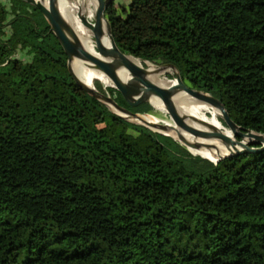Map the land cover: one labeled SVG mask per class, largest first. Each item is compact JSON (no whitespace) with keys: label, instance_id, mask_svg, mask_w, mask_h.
Instances as JSON below:
<instances>
[{"label":"trees","instance_id":"1","mask_svg":"<svg viewBox=\"0 0 264 264\" xmlns=\"http://www.w3.org/2000/svg\"><path fill=\"white\" fill-rule=\"evenodd\" d=\"M104 15L121 51L264 134V0H112ZM66 59L36 6L0 0V264H264V150L210 161L117 115Z\"/></svg>","mask_w":264,"mask_h":264},{"label":"water","instance_id":"2","mask_svg":"<svg viewBox=\"0 0 264 264\" xmlns=\"http://www.w3.org/2000/svg\"><path fill=\"white\" fill-rule=\"evenodd\" d=\"M26 1L36 6L48 22L50 29L57 37L64 53L66 54V63L68 69L76 83L83 90L97 97V99L102 101L108 107L112 106L115 110H112L110 107L109 108L117 115L129 120V116L138 117L142 114H146L132 111L130 108L138 107L143 103H149L154 106L151 98L156 97L163 103L175 127H178L179 129L188 133L189 135H192L193 137L218 138L227 147L230 148V151L227 154L220 155L216 160H211L210 158L205 157L210 161L217 162L222 158L234 154L243 152H258L264 150L263 133L251 129H244L236 124L231 119L229 112L220 99L206 91L194 89L187 86L182 81L179 72L173 65L169 63L159 64V66H167L175 69L176 83L163 86L156 84L148 79L145 66L141 67L128 60V56L132 55L126 54L118 48L111 34L109 21L104 15L107 4L112 0H94L95 11L93 21L88 20L84 14H80V20L82 21L83 25L90 29V31L92 32V37L95 42V48L98 53L97 55L88 51L81 44L74 28L70 24H68L66 20H64L59 12V0H47L46 3L42 2L41 0ZM104 25L109 36L110 46H106L101 40ZM74 56L80 58L85 63H88V65H90L92 68L106 74L112 81V84L109 85L121 94L127 106L118 104L111 96L100 92L95 87L88 86L84 81L78 78L70 68V62L72 60V57ZM143 61L150 62L146 60ZM120 67H123L130 72V78L128 80L124 81L118 77L116 71ZM179 91L184 92L189 98L193 100L206 103L209 106L215 108L218 111L219 116L225 122L226 126L232 130V137L220 130L199 128L193 123L208 127L210 125L208 123H205L204 121L196 120L191 115L180 114L176 109L173 101L174 95H176V93H178ZM145 126L153 131L172 136L173 138L184 144L191 151H193V148H197L195 144L184 138L181 139L179 137H175L171 134L165 133L163 131V129H165V124L161 122L153 124L156 129L147 125Z\"/></svg>","mask_w":264,"mask_h":264},{"label":"bare ground","instance_id":"3","mask_svg":"<svg viewBox=\"0 0 264 264\" xmlns=\"http://www.w3.org/2000/svg\"><path fill=\"white\" fill-rule=\"evenodd\" d=\"M42 2L46 3L47 0H41ZM95 3V2H94ZM58 8L59 12L66 20L68 24H70L74 30L76 31L78 38L81 42V44L90 52L94 54H98L97 50L95 48V42L93 37L90 35V32L86 26L83 25L82 21L80 20V14L82 13V8L80 9L72 7L67 0H59L58 2ZM78 10V11H77ZM86 13V12H85ZM89 13V12H88ZM93 15V13H89V16ZM87 18V17H86ZM88 19V18H87ZM89 20V19H88ZM102 42L106 46H110V40L108 33L106 31L105 25L103 27V33L101 36ZM128 60H130L132 63L139 65L141 67H144L143 61L139 58H135L133 56H128ZM146 70H147V77L151 81H153L156 84L167 86L170 84H175L176 80H168L165 78H161L159 75L161 74V70L157 67H155L150 62L146 63ZM161 67V66H160ZM70 68L74 72V74L80 78L82 81H84L88 86H92V81L94 78L101 79L102 75L104 78H107L111 80L106 74L102 73L99 70H96L92 68L88 63H85L80 58L74 56L72 57V60L70 62ZM118 77L124 81L128 80L130 78V72L120 67L116 71ZM152 103L154 104V107L158 110L162 109L164 110L165 107L163 103L156 97L151 98ZM174 104L176 106V109L178 112L182 115H191L196 120L204 121L205 123H208L210 126H202L196 123H193L199 128L203 129H216L220 130L227 135L232 137V130L228 128L227 126L223 125L222 121L218 118V111L209 106L206 103L193 100L189 98L184 92L179 91L174 95L173 97ZM136 120L141 121L147 126H150L154 129L156 127L153 126V124H157L159 122L165 124V129L163 131L167 134H171L175 137H179L181 139H186L193 144L196 145L197 148H193V153H199L204 157L210 158L211 160H216L220 155H225L230 151V148L227 147L220 139L214 138V137H192L188 133L182 131L178 127H175L173 123L170 121H165L157 118L156 116L152 114H142L138 117H135ZM180 142V141H179Z\"/></svg>","mask_w":264,"mask_h":264},{"label":"rangeland","instance_id":"4","mask_svg":"<svg viewBox=\"0 0 264 264\" xmlns=\"http://www.w3.org/2000/svg\"><path fill=\"white\" fill-rule=\"evenodd\" d=\"M67 2L72 6V7H75V8H79L80 9V7L82 8V13L90 20V21H93V18H94V11H95V1L94 0H67ZM115 3H117V0H115ZM78 11V10H77ZM86 12V13H85ZM91 12V13H93V15H91V16H89V13ZM89 32H90V30H89ZM90 35L92 36V32H90ZM143 61V60H142ZM147 62H144L143 61V65L146 67L147 66V64H146ZM151 63V62H150ZM151 64H153V63H151ZM155 67H157V68H160V70H161V74L159 75L161 78H165V79H168V80H176L175 79V69H173V68H171V67H167V66H159V65H155V64H153ZM172 75V76H171ZM103 75H102V78L101 79H97V78H94L93 79V81H92V86L93 87H95L94 86V81L95 80H98V81H100L101 82V84L103 85V87L104 86H110L109 84H104L103 82H102V80H103ZM111 87V86H110ZM96 88V87H95ZM102 92L104 91L103 89L101 90ZM105 94H107V95H109L110 96V94L108 93V92H105ZM112 110H115L112 106H109ZM154 107V106H153ZM146 114H151V113H146ZM152 115H154V116H156L157 118H159V119H161V120H165V121H170L171 123H173L172 122V120L170 119V116H169V114L167 113V111H166V109H164V110H162V109H160V110H158V111H156V114H152ZM220 116L218 115V118H219ZM129 118V120L130 121H132V122H135V123H139V124H142V125H144L141 121H139V120H136L135 119V117H133V116H129L128 117ZM192 136V135H191ZM193 137V136H192Z\"/></svg>","mask_w":264,"mask_h":264}]
</instances>
